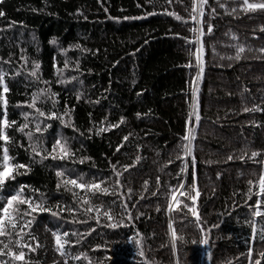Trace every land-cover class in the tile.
<instances>
[{
  "label": "trees",
  "instance_id": "1",
  "mask_svg": "<svg viewBox=\"0 0 264 264\" xmlns=\"http://www.w3.org/2000/svg\"><path fill=\"white\" fill-rule=\"evenodd\" d=\"M219 2L225 8H220L216 0H208L204 9V31L207 33V25L212 24L213 32L203 37L205 64L198 83L194 80L197 74L195 56L190 55L195 52L196 45L187 44L182 39H194V34L189 31L197 27L191 20L193 0H172L170 5L165 0H155V7L145 0H5L0 5L6 14L0 17V57L8 60L11 56V64L0 62V67L9 73L6 76L10 88L7 94L9 119L23 123L21 113L31 110L16 107L17 103L29 100L37 87H44L34 83L23 69L21 75H12L24 63L21 55L27 58V69L30 70L32 62L37 61L42 78L55 81L53 64L63 66L65 54L62 49H66L71 63L65 75H76L82 83H54L52 90L59 93L57 109L63 111L65 104L74 108L75 126L85 134L80 136L58 120L51 121L52 127L45 133L49 148L54 137L67 138L78 158L91 159H86L83 164L65 166L75 168L87 178L110 176V162L132 164L137 155L141 156V160L121 178L125 185L122 191L126 193L127 188L133 189L129 202L133 221L125 220L128 227L115 232L90 221L96 231L91 236L81 237L79 244L66 245L65 251L71 255L87 253L95 264L111 253L104 247L96 251L92 249L96 245H105L106 241L111 247L119 237L123 245L122 264H144L134 242H126V237L134 236L136 231L142 234V247L152 264H175L177 259L180 264H193L194 260L197 264H222L234 257L239 259L233 264H248L246 255L242 254H246L250 246L253 248V260L258 258L260 251H264V243L259 240V232L264 229V217H252L244 206L246 197L243 195L248 189L247 181H257L261 172V166L248 159L251 152H260L256 160H264V111L243 112V108L254 105L264 108V55L258 51L264 47V31H261L264 29V10L245 13L241 10L243 0ZM212 8H216L214 15H210ZM233 8L236 12H232ZM77 9L83 15H77ZM165 9L182 19L168 15ZM152 11L156 14L146 15ZM77 44L89 51L77 49ZM236 44L246 48L242 59H221L234 56L236 49L233 46ZM75 61H79L78 72L71 70ZM189 61L194 65L191 68L186 67ZM194 87L198 90L201 121L193 142V165L191 156L181 160L176 157L183 156L181 138L192 112ZM77 92L84 94L79 102L75 99ZM96 100L99 103L86 102ZM41 107L48 108L50 104ZM137 113L141 115L138 117ZM104 117H107L106 123H116L124 117V123L118 129L99 135L93 132L89 136L90 120L99 126ZM192 119L195 122L194 116ZM129 133L132 134L129 141L120 152H116V146ZM8 134L24 145L23 148L10 146L15 162L29 163V151L25 150L27 139L14 128L8 129ZM138 144L141 146L139 150L136 148ZM229 155L234 158L228 160ZM242 155L245 159H238ZM169 160L173 163L168 164ZM61 163L49 160L32 164L30 172L17 176V182L39 189L36 197L43 194L51 206L59 203L75 207L71 193L56 187L55 166ZM185 164L186 171L181 173ZM164 165L167 167L160 171ZM193 172L201 192L198 207L207 222L205 227L220 225L212 229L210 244L206 246L192 243L193 240L199 241L201 234L195 223H189L194 220L190 214L182 224L179 222L181 213H167L168 186L177 185L178 179L191 184ZM157 176L162 187L153 196ZM145 180L149 181L146 192L143 189ZM141 192L145 199H139ZM255 198L248 204H253ZM101 199L107 203L112 198L98 196L94 202L99 203ZM133 203L135 208L131 207ZM158 205L159 212L156 211ZM141 212L143 215L136 219ZM34 215L31 231L41 247L32 253L25 249L26 257L32 264H63L64 258L56 251L52 233L67 231L69 236L66 239L74 242L78 237L71 233H86L88 226L70 222L73 218L67 212L61 214V219L46 212ZM170 218L174 221L177 236L184 237V241L176 240L175 255L168 228ZM77 219L83 217L77 214ZM253 219L257 227L255 242L251 240V225L246 223ZM25 241L35 246L28 237ZM208 253H211V259ZM115 259L113 256L105 260V264H112ZM69 264H87V261L69 260Z\"/></svg>",
  "mask_w": 264,
  "mask_h": 264
},
{
  "label": "snow or ice",
  "instance_id": "2",
  "mask_svg": "<svg viewBox=\"0 0 264 264\" xmlns=\"http://www.w3.org/2000/svg\"><path fill=\"white\" fill-rule=\"evenodd\" d=\"M5 0H0V5H2ZM167 4H171L172 0H165ZM220 8H225V5L220 3L219 0H216ZM145 3L155 7V0H145ZM208 5V0H193L192 15L191 20L197 25L189 29L194 34V39H189L187 37H182L185 39L187 44H195V52L190 53V55L195 56V67L197 68V74L194 78L195 82L198 83L203 76L204 72V54H205V44L203 37L206 34H211L213 32V25H207V33L204 31V16H205V6ZM137 7H140L138 4ZM241 10L245 13L255 12L257 10H264V2H250V0H243ZM34 11H36L34 9ZM167 12V9H165ZM232 12H236V9L233 8ZM216 13V8L211 9L210 15ZM77 15H83L80 9H77ZM156 12H148L146 15H155ZM168 15L174 16L177 20L182 18L174 13L167 12ZM231 14V13H229ZM5 12L0 9V17H4ZM199 16V19L197 18ZM142 17H124V19H141ZM87 19V17H85ZM13 24L15 22H12ZM187 23V21H185ZM264 31V29H261ZM179 35V34H177ZM236 39V37H233ZM55 43V41H52ZM77 49L81 51H89L84 49L80 44L75 45ZM235 55L228 57H221V59L235 60L240 61L242 59V54L245 53L246 48L244 45L236 44ZM23 51V50H21ZM98 51V50H97ZM213 54L215 48H212ZM258 51L264 55V47L258 49ZM62 52L65 54V59L63 61V66L60 67L59 64L54 63L53 67L55 69V81L44 80L40 74V63L37 61L32 62L31 69H27L26 65L28 63L27 58L24 55H21L20 59L24 63L20 65V68L15 69L12 73L13 76L21 75V69L27 72V76L33 79L34 83L42 84L44 87H37L35 91L31 93L30 99L23 102H18L16 107H24L31 111L22 112L23 123H19L16 120H10L8 117V106L9 101L7 94L10 92V88L6 82V76L9 73H6L3 67H0V264H32L31 260L26 257L25 249L28 253L35 252L37 248L41 247L39 240L35 235L32 234V224L35 219L34 214L39 213H49L51 216L61 219L62 213L67 212L72 216V221L74 223H79L86 225V233H77L72 232V236H77L78 238L72 242L66 239L69 236V232L65 231L62 234L53 232L52 236L55 240L56 251L61 257H63V264H69V260L79 261L81 259L87 261V264H94L92 259L87 255V253L80 252L77 255H71L65 251V246L74 244H79L81 242V237L91 236L92 233L96 231L95 227L90 225V221H94L96 225H102L113 232L122 228L128 227L125 223V220L132 222L134 217L131 209L129 208V202L132 200L133 189L127 188L126 193L122 191L125 185L122 183V176L124 172H127L130 168L134 167L137 162L141 160V156L137 155L132 164L120 165V162L117 161L116 164H111V175L100 177L92 176L87 178L86 174L82 172H77L75 168L66 167L67 164L75 165L77 163L83 164L86 159H91L90 157H77V151L74 150L69 143V140L62 136H56L53 138L51 147L48 146L47 138L45 133L52 127L51 121H59L60 124L64 127H71L74 132H77L80 136H84V132L76 128L72 112L74 108H70L67 104L64 105L63 111L57 109L59 100L57 97L59 93L52 90L53 84L65 85L71 83L72 81H78V76L71 75L66 76L65 73L70 69L71 61L67 58L66 49H62ZM0 62L2 64H11V56L8 60H4L0 57ZM191 61L186 65V67H193ZM72 71H79V61H75L74 68ZM82 83V81H78ZM140 93H138L139 95ZM193 106L192 112L189 113V119L186 122L187 130L183 137L181 138V150L183 156L177 155V159L181 160L184 157L191 156L192 163L195 164V156L193 155L194 144L193 142L196 139V130L201 121V115L199 111L198 103V90L193 88ZM84 94L82 92H77L75 99L79 102L83 98ZM92 103H99V100L96 101H86ZM50 107L45 108L41 105H49ZM264 111V108H261L259 105H254L252 108L245 107L243 112H257ZM91 117V113L89 114ZM141 114L137 113L139 117ZM194 116V121L192 117ZM107 121V117H104L99 122V126L95 122L90 120L92 127L87 129L89 136L95 132L96 135H99L101 132L111 131L113 129H118L121 124L124 123V117H121L118 122L111 123ZM14 128L16 132L22 133V135L27 139L28 146L25 149L29 151V163H19L15 162V157L10 154V146L17 145L18 147L23 148L24 145L16 141L12 136L8 134V129ZM132 134L129 133L123 136L121 143L116 146V152H120L121 148L125 146V142L129 141V137ZM140 145H136L137 150L140 149ZM247 155V153H245ZM261 153L258 151H252L251 155L248 157L249 160L259 164L261 166V172L259 174L258 180H248V189L243 195L246 197L244 200V206H246L251 212L252 217H264V160H256ZM233 155L227 157L228 160H232ZM238 159L244 160L245 156H239ZM60 161L61 164L55 166V176L57 177V190L63 188L65 191L70 192L72 195V202L75 205L73 207L69 204H56L51 206L48 204L47 200L41 194L38 198L36 193L39 192V189H32L30 186L25 184H20L17 182V176L27 174L31 171V165L36 163H44V161ZM173 163L172 160L168 161V164ZM120 165L118 168L117 166ZM167 167L164 165L161 167L160 171H163V168ZM187 165L181 168V173L185 172ZM122 169V170H121ZM23 170V172H21ZM219 176V174H217ZM149 181L145 180L143 184V189L146 192L148 190ZM156 191L152 192V195H157V192L160 191L162 187L160 177H156ZM254 189H256L254 191ZM235 195V193H234ZM111 197L107 203L104 200H100L99 203L94 202V199L97 197ZM201 196L197 184V177L195 172L192 173V182L187 184L183 179H178L177 185L168 186V205L167 213L171 214L173 212L181 213L180 223H184L188 220L189 214L194 218L193 221L189 223H195L196 228L201 234L199 241L193 240L192 243L199 244L200 246H206L210 244L211 232L213 228H218L219 224H212L211 227H205L206 221L203 220L200 215L198 200ZM256 197L253 204H248L249 200H252L253 197ZM183 198V199H181ZM139 199H145L144 193L141 192ZM139 201H137L138 203ZM132 208L136 207V204L131 205ZM186 210V211H185ZM235 210V206L233 208ZM156 211H160L159 205L156 208ZM77 214L83 217V219H77ZM143 213H138L135 217L136 219ZM223 215V214H221ZM230 215V213H229ZM251 225L252 236L251 240L253 242L257 239V227L256 221H246ZM174 221L170 218L168 223V228L171 232V247L173 254L175 255L177 251L176 240L179 239L184 241L183 236H177V232L173 227ZM25 237H28L29 240L35 242V246L32 243L26 242ZM142 234L139 231H136L134 236L126 237V242L135 244L137 248V254L144 259V264H152L145 255V252L142 247ZM259 240L264 243V229L259 232ZM108 242H105V245H96L92 250L96 251L101 247L105 248V251L111 253V256H106L104 259H98L95 264H105V260H110L111 257H116L115 260H112V264H122L120 260V255L122 253V243L120 242L119 237L116 238V243L111 247H108ZM248 264H262L264 261V251H260L257 254L255 260H253V248L250 246L246 254ZM209 259H211V253H208ZM239 257L229 258L227 261L222 262V264H233L234 260H238ZM175 264H180L179 259L175 261ZM193 264H197L196 260L193 261Z\"/></svg>",
  "mask_w": 264,
  "mask_h": 264
}]
</instances>
